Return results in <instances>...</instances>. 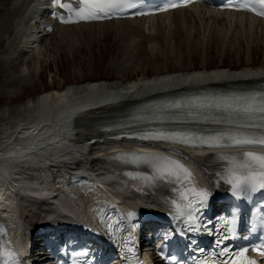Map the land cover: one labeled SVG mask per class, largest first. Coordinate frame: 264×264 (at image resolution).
Instances as JSON below:
<instances>
[{"label": "bare ground", "instance_id": "1", "mask_svg": "<svg viewBox=\"0 0 264 264\" xmlns=\"http://www.w3.org/2000/svg\"><path fill=\"white\" fill-rule=\"evenodd\" d=\"M0 1H2L1 6H4L0 7L2 13L0 16V54L5 56V59L1 58L0 62L13 64L21 56L22 49L29 43L25 41L22 48L26 28L31 25V16L27 9L36 4L38 0ZM31 12L32 10L30 14ZM102 26L111 27L119 37L132 35V41H137L135 33L138 32L139 35L153 42L159 36L168 41L177 33L175 27L180 26L183 29L188 28L191 32L200 31L204 39L210 34L213 38L229 37L230 33H233L234 37L238 35L244 37L246 34L252 37L253 34L262 35L261 40L264 44V20L243 13L222 12L202 6L180 9L148 19L60 26L55 33L61 34L60 39L64 41L76 31L88 30L90 34L94 30L101 32L105 28ZM134 28L138 30L134 31ZM246 38L245 36L244 39ZM46 39L44 41L47 42L49 37ZM158 43L154 45L157 46ZM29 45L34 46L32 40ZM43 45V43L41 46L36 45L38 47L31 54L32 56L36 54L38 64L41 62ZM13 65L15 66L16 63ZM24 67L26 69L23 74H30L32 70L28 65L25 64ZM255 82L264 84V66L237 70L219 68L165 73L152 78L139 77L128 82L89 81L70 84L62 89L46 90L35 98H28L20 106L0 109V214L5 215L11 225L20 230L23 226L20 219L22 213L20 206L16 204L17 199L36 196L39 197L37 199L49 201L52 192L59 193V197L52 203V208H59L62 211L70 210L71 205L85 209L87 205L95 201V198L99 197H107L113 204L123 200L121 209L124 213L127 209L141 207L144 201L149 198L153 199L154 196L147 193L139 180H127L126 178L123 180L121 175L116 174L115 172L129 171L132 168L129 165L124 166L121 161H112L111 157L120 156L124 151L142 152L144 148L139 147L135 142L106 139L104 142L91 146L92 151L87 153L86 150L90 145L81 144V142L87 140L95 132L97 133L98 127L107 122V118L127 111L132 108L131 105L140 100L183 89L190 90L208 86L237 87V84ZM93 106L95 107L92 108ZM153 143L157 147L169 146L170 152L192 162L194 165L190 166L194 182L201 188H207L208 180L216 182L215 173L221 169V163L216 159L217 155L232 154L210 153L212 149H206L203 146L191 147L177 142ZM65 144H67L65 148H72L74 151L69 150V152L60 154V147ZM51 152L54 153L49 154ZM90 162L95 166H92ZM78 163L82 164V172L90 179H94V182H98L105 191L95 188L91 193H80L69 184L75 177L69 172L70 164L75 167ZM111 170L115 171V174ZM145 173L147 177L152 178V186H162L164 197L170 201L174 196L171 191L172 184L161 180L153 170H146ZM44 185L46 189L40 193L39 190ZM86 185L89 187L91 183L88 182ZM135 185L145 190V193L135 189ZM38 215V212L29 214L31 223L40 217ZM134 218L133 215L128 216L129 221ZM23 240V235L18 233L14 241L8 243L12 249L14 248V253L22 247Z\"/></svg>", "mask_w": 264, "mask_h": 264}, {"label": "rangeland", "instance_id": "2", "mask_svg": "<svg viewBox=\"0 0 264 264\" xmlns=\"http://www.w3.org/2000/svg\"><path fill=\"white\" fill-rule=\"evenodd\" d=\"M0 7L4 6L0 4ZM102 27L105 28L101 32L94 30L91 34L88 30L73 32L64 41L61 34L55 33L43 43L39 64L36 54L15 66L1 61L0 109L20 106L46 90L62 89L70 84L99 80L128 82L165 73L264 66L262 35L246 34L244 39L245 36L234 37L233 33L216 38L210 34L204 39L198 30L191 32L176 26L177 33L168 41L159 36L153 42L139 32L135 33L137 41H132V35L119 37L111 27ZM1 58L5 56L0 54ZM25 64L32 70L30 74H23ZM25 207L22 208L27 224L36 225L45 217L39 209ZM34 212L40 217L31 223L29 214Z\"/></svg>", "mask_w": 264, "mask_h": 264}, {"label": "snow or ice", "instance_id": "3", "mask_svg": "<svg viewBox=\"0 0 264 264\" xmlns=\"http://www.w3.org/2000/svg\"><path fill=\"white\" fill-rule=\"evenodd\" d=\"M184 2L188 3L190 0H184ZM51 3L54 8L64 10L58 17L62 23L111 19L125 11L139 7V0H79L78 7H73L71 3L62 2V0H51ZM255 5H259L260 10H257ZM176 6L178 5L169 4L160 10L165 11ZM237 10H248L264 16V0H243V2H238ZM53 15L56 13L53 12ZM197 106L222 109L227 113L226 122L234 125L235 128L208 137L194 138L190 134L175 132L158 133L140 138L178 141L194 146V141L198 139L199 146L210 148L249 146L264 148V91L213 98L210 102H201ZM172 107L181 108L183 104L177 102ZM216 159L221 163V169L215 173L216 187H220L223 181L229 186L232 196L238 200L251 199L254 194L258 193L264 194V153L246 151L231 155L218 154ZM131 161L149 164L161 180L172 184L171 191L178 197L170 201L175 208L176 215L185 217V223L192 231H199L197 214L207 206L211 193L207 189L197 188L191 170L179 160L159 153L132 154ZM130 215L134 216L135 213ZM221 219L226 226V231L223 235L217 233V247H220L226 240L237 238L240 217L234 211L229 217ZM251 230H256L255 225ZM129 251L134 250L130 248ZM249 251L248 247L232 251L225 246L218 252L213 250L211 255L203 259L200 264H259L258 260L248 255ZM251 251L264 257V244L253 247ZM0 256L4 257L3 264H20L18 256L10 250H0ZM170 259L175 260L176 258L173 256ZM129 264H133V261H129Z\"/></svg>", "mask_w": 264, "mask_h": 264}]
</instances>
